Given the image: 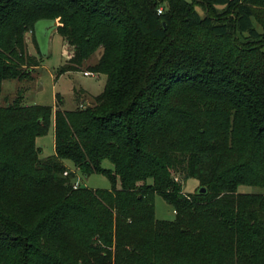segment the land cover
<instances>
[{
    "label": "trees",
    "instance_id": "trees-1",
    "mask_svg": "<svg viewBox=\"0 0 264 264\" xmlns=\"http://www.w3.org/2000/svg\"><path fill=\"white\" fill-rule=\"evenodd\" d=\"M39 21L69 50L58 75L100 51L106 81L72 111L0 105V264H264V195L238 193L264 187V0H0V94Z\"/></svg>",
    "mask_w": 264,
    "mask_h": 264
},
{
    "label": "rangeland",
    "instance_id": "rangeland-1",
    "mask_svg": "<svg viewBox=\"0 0 264 264\" xmlns=\"http://www.w3.org/2000/svg\"><path fill=\"white\" fill-rule=\"evenodd\" d=\"M162 8L163 6H160V9ZM195 8L200 16L203 17L204 10L200 6H196ZM26 39L28 53L32 57V65L29 66L30 72L21 80H5L2 82L0 94L1 106L11 104L17 98H19L22 107L45 106L60 111L75 110L82 102L86 106L93 104V98L85 92L99 95L103 91L106 81L104 75L91 74L88 68L99 58L100 51H97L88 60L83 62L77 71L58 75V69L69 58V50L66 49L67 51L64 52L62 38L57 31L52 34L50 41L47 43L46 40H40L39 50L41 56L31 33L26 34ZM45 43L48 45L47 51L42 49ZM45 53L47 56H44ZM74 89L75 92H73ZM55 106L57 107L55 108ZM36 146L41 149L40 158L54 154L53 126L50 127L46 135L36 139ZM66 166L70 171L75 170L69 162H66ZM102 166L104 168L112 167L108 161H104ZM174 177L175 180L181 182L184 194H193L200 185L194 179L184 181L178 174H174ZM72 184L75 188L85 187L93 190H106L110 188L109 180L99 174L85 177L78 173L76 174V178L72 179ZM238 193L264 195V187L242 185L238 188ZM154 206L156 219L172 220L174 218L173 209L160 196L155 197Z\"/></svg>",
    "mask_w": 264,
    "mask_h": 264
},
{
    "label": "crops",
    "instance_id": "crops-1",
    "mask_svg": "<svg viewBox=\"0 0 264 264\" xmlns=\"http://www.w3.org/2000/svg\"><path fill=\"white\" fill-rule=\"evenodd\" d=\"M58 25V23L56 22V26ZM41 29V30H40ZM56 31V27H53L52 23L47 22V21H40L37 23L36 27L34 28V35L36 37V42H37V46L39 49V45L38 42L40 43V40L44 41L46 40V43L48 41H50V38L52 36V34ZM41 37V38H40ZM45 43L44 46H42V48L47 51L48 50V45ZM41 44V43H40ZM40 51V50H39ZM41 56V55H40ZM47 56V55H46ZM70 73V72H69ZM92 74V73H91ZM82 90V89H81ZM84 91V90H82ZM73 92H75V89L73 90ZM85 92V91H84ZM86 94H88V96H90L91 98H94L98 95H93L90 92H85ZM74 94V93H73ZM56 108V106H55Z\"/></svg>",
    "mask_w": 264,
    "mask_h": 264
},
{
    "label": "water",
    "instance_id": "water-1",
    "mask_svg": "<svg viewBox=\"0 0 264 264\" xmlns=\"http://www.w3.org/2000/svg\"><path fill=\"white\" fill-rule=\"evenodd\" d=\"M40 22V21H39ZM47 22H50V21H47ZM38 23V22H37ZM36 23V25H37ZM52 23L53 27H56V22H50ZM35 25V27H36ZM34 27V28H35ZM38 45H40V43L38 42ZM43 49V48H42ZM44 50V49H43ZM45 52V51H44ZM44 56H46V53L44 54ZM206 193V189L204 187H200L198 190H197V194H205Z\"/></svg>",
    "mask_w": 264,
    "mask_h": 264
},
{
    "label": "built area",
    "instance_id": "built-area-1",
    "mask_svg": "<svg viewBox=\"0 0 264 264\" xmlns=\"http://www.w3.org/2000/svg\"><path fill=\"white\" fill-rule=\"evenodd\" d=\"M158 13H159V14L161 13V9L158 10ZM63 175H64V176H67V172H64ZM74 186H76V185H74Z\"/></svg>",
    "mask_w": 264,
    "mask_h": 264
}]
</instances>
